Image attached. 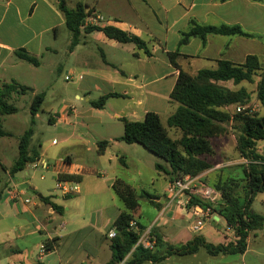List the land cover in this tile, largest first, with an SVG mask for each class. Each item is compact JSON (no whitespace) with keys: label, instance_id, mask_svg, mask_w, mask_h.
<instances>
[{"label":"crops","instance_id":"0c3cea01","mask_svg":"<svg viewBox=\"0 0 264 264\" xmlns=\"http://www.w3.org/2000/svg\"><path fill=\"white\" fill-rule=\"evenodd\" d=\"M66 2L69 9H74L80 4L92 11L86 18V26L99 28L112 26L141 38L147 42L151 56H147L144 50L138 49L133 43L123 44L109 39L102 31L86 33L83 29L79 44L71 49L73 37L66 27L64 14L59 9V0H0V83L7 81L13 70L19 67L21 62H25L16 56V51L24 49L39 60L38 66L25 62L29 64L31 72L39 70L43 61L50 57L51 74L61 69L71 73V76H65V80L66 77H69L68 80H72L73 77L76 79V98L79 102L87 104V107L81 105V110L78 105L70 106L69 114L75 118H83L87 124L97 121L105 127L103 135L92 134L86 137L79 134L75 145L64 147L60 151L58 146L52 145L51 142L42 148L41 144H34L32 138L31 148L39 153L37 162L49 165L47 170L42 168L41 170L46 171L50 179L56 182L55 187L60 182L59 175L76 177L77 181L65 182L76 185L78 191L63 197L76 198V203L79 204L89 196H100L103 186L107 187L108 192L106 203L86 213L74 214L67 218V214L64 213L71 211L73 207L66 208L60 205L59 198L52 192V188L45 192L35 184L27 190L24 188L25 178L20 174L22 171L11 173L19 156L18 143L10 162L0 155V167L5 176L4 182L0 183V264H107L111 260L112 239L108 238V233L114 230L113 225L121 212L126 211L125 204L117 196L113 186L122 178L121 168L127 167L126 160L134 158L139 146L119 140L124 135L122 119L143 122L148 112H154L160 116L162 122L165 118L167 125L169 117L177 109V105L171 102L170 95L179 75V70L170 61L169 53L178 52L180 56L177 63L180 69L192 76L203 69H216L220 60L244 64L248 56H257L264 69V0H66ZM191 21L201 25L239 26L252 37L209 35L205 43L200 38H192L188 44L180 46L181 33L189 29ZM65 30L71 35L66 48L70 62L58 63L56 58L58 37L60 33H65ZM96 51L100 54L101 61L95 58ZM257 78L256 89L260 80ZM10 79L20 81L15 77ZM243 83L238 86L232 81L220 84L232 90L242 87L247 89ZM31 89L35 95L39 94ZM43 93L46 100V92ZM113 93L120 96L110 97L106 106L114 99L121 100L120 103L107 115V120L101 116L97 117L95 114L98 112L102 115L106 106L104 109H95L90 102ZM252 98H256V93ZM259 106L261 107L260 104ZM230 109L231 107L227 111ZM54 113L49 120L50 123H58V118L64 120L68 118L65 114L61 113L58 116V112ZM228 130V133L221 137L235 135L237 141L233 118ZM5 132L10 134L9 137L12 136L11 132ZM101 141L109 142L104 153L99 154L96 149L98 156L96 160L88 159L87 152L90 147H98ZM51 148L54 149L52 152ZM74 148L75 151L71 150ZM213 148L214 156L207 159L213 168L202 173L204 177L208 176L210 181L211 174L221 167V163L214 161L219 149L214 145ZM220 149H223L222 146ZM236 152L238 158L243 159L238 149ZM257 152L264 156V141L258 143ZM94 161H97V164ZM33 164L27 165L24 169L26 176L29 175L27 168ZM227 164L225 166L230 167L233 163ZM40 177L41 180L45 178L43 175ZM166 180L168 185L170 183L168 177ZM41 187L45 189L43 185ZM166 189L167 187L164 188L162 196L150 195L152 200L148 202L153 213L147 224H142L138 220L144 213L140 204L141 194H138L139 208L132 212L136 221L146 227V231L154 229L162 235L165 246L157 250L159 253H164L167 246L181 247L204 231V225L200 231L194 230L195 219L187 209L168 202ZM15 191L20 192L17 199L11 196ZM29 191L35 194L38 201L30 196ZM111 191L115 197L111 195ZM47 198L59 206L60 210L56 211L48 204L45 200ZM26 199L30 202L25 203ZM76 208L79 210L81 207ZM77 209L75 210L78 212ZM205 221L214 225L221 222L226 224L216 214ZM59 225H64L62 229L64 231L59 230L56 233V227ZM258 231H264V227ZM251 234L243 254L211 256L201 248L195 254H175L162 262L144 264H190L192 260H197L202 251L210 257L221 259L237 256L235 262H238V256H241L242 260L246 259L250 251ZM200 237L215 245L236 240L234 232L227 224L222 237L208 238L206 231ZM209 239H214V242ZM47 241L53 243L52 250H48L44 257L40 258V246Z\"/></svg>","mask_w":264,"mask_h":264},{"label":"trees","instance_id":"16d2710c","mask_svg":"<svg viewBox=\"0 0 264 264\" xmlns=\"http://www.w3.org/2000/svg\"><path fill=\"white\" fill-rule=\"evenodd\" d=\"M59 9L64 14L66 27L72 33L71 49L79 44L83 29L86 33L102 31L109 39L123 44L133 43L138 49L144 50L147 56H151L147 42L135 35L112 26L104 28L86 26V18L92 11L85 6L79 4L76 8L69 9L66 0H59ZM209 35L252 37L239 26L201 25L191 21L189 29L181 33L180 46L188 44L192 38H200L205 43ZM16 56L34 66L39 65V60L24 49L16 51ZM179 56L178 52L169 53L170 61L179 70V75L170 95L171 102L177 105V109L169 117L167 126L154 112H148L143 122L123 118L124 135L119 140L127 144H138L163 159L168 167L156 165V169L164 172L172 182L186 176L200 175L213 168L212 163L207 160L215 154L212 139L226 135L233 118L240 157L250 163L239 166L241 174L239 178L233 175L217 182H207L221 194V200L217 205L204 204L196 198L191 204L201 203L210 207L234 232L236 240L215 245L198 236L181 247L167 246L164 253H159L157 250L165 244L162 235L152 229L151 237L155 241L156 249L146 250L142 246H136L146 231V227L137 222L132 214L139 208V196L130 185L118 179L113 189L125 204L126 211L121 212L113 225L116 236L110 243L112 258L107 264H121L124 261L125 264L158 263L175 254H195L201 248L211 256L243 254L247 249L251 232L264 227V216L252 210L257 194L264 192V156L257 152L258 143L264 141V69L257 56H248L244 64L220 60L216 69H203L192 76L180 69L177 63ZM255 77L260 79L256 99L263 113L251 115L249 111L244 110L232 115L227 109L232 106L249 105L252 95L244 87L232 90L220 83L232 81L235 86L243 82L254 84ZM29 91H32L30 87L16 81L0 85V137L10 136L3 130V117L18 112V108L10 101ZM118 96L120 95L117 93L101 96L90 104L95 109H104L110 97ZM44 100L45 93L35 95L32 100L31 125L19 139V156L12 167V174L23 171L27 165L39 160V153L31 148V142L34 135V118L42 110ZM173 130L181 133L179 139L170 136V131ZM108 145V141L99 142L98 153L103 154ZM77 180L70 175H59V181ZM141 198H146L150 202L152 200L150 195L144 193L141 194ZM45 200L56 211L60 210V207L50 202V199ZM132 222H136V227H131ZM52 244L50 241L45 242L47 250H52Z\"/></svg>","mask_w":264,"mask_h":264},{"label":"rangeland","instance_id":"374dc122","mask_svg":"<svg viewBox=\"0 0 264 264\" xmlns=\"http://www.w3.org/2000/svg\"><path fill=\"white\" fill-rule=\"evenodd\" d=\"M65 33H60L58 37V63L70 62L69 56H67V46L68 40L71 35H69V31L65 30ZM66 34V35H64ZM72 44V42H71ZM97 57L101 61V56L97 53ZM95 54V55H96ZM52 57V56H51ZM50 57L43 61V65L39 70L30 71L29 64L25 62H21L19 67L13 70V73L10 74V78L15 77L18 78L22 85L28 86L30 88H35L36 86L37 92L42 94L46 92V100L43 104L42 110L38 113L35 118L34 128V144H41L42 148H45L48 144L57 145L58 151L62 148L71 147L76 144V141L79 139V134H83L86 137H90L92 134L103 135L105 132V127L100 125L97 121H91L85 123L83 118H75L72 114H69L70 106H77L81 110V105L84 104L87 107L85 102H79L76 98L75 87L77 85L76 79L73 77L72 80H65V76L70 75L71 73H67L64 69L56 71L53 75L50 71ZM109 70V69H108ZM8 79L7 82L10 83L11 79ZM255 79H258L255 77ZM2 82V83H3ZM1 85V83H0ZM244 86H247V90L251 95L256 93V84H247L243 83ZM34 91V92H36ZM35 93L29 91L25 94L15 97L14 100L10 101L11 104H14L18 108V112L16 114L6 116L3 130L11 132L12 136L9 138H0V155L7 161L10 162L11 155L14 149L18 146L19 137L29 129L31 125V114L30 107L32 100L34 98ZM121 100L114 99L110 100L109 104L106 106L104 113L95 114L97 117L101 116L103 119L107 120V115L114 110V106L118 105ZM244 107H248L253 109L254 112L252 114H262V107L259 106V102L256 98H252L249 105ZM66 109V110H64ZM64 111V112H63ZM54 112H58L59 114L67 115V120L59 119L58 123H50L49 120L51 116H54ZM230 113H235L236 108L232 106L229 110ZM251 114V115H252ZM164 124L166 125V119H163ZM84 123V124H82ZM88 125V126H87ZM120 126V124H119ZM167 126V125H166ZM118 127V124H117ZM121 127H123L121 125ZM170 136L173 139H179L181 137V133L171 131ZM57 140L54 142V140ZM51 142V143H50ZM213 145L219 149L217 155L214 157V161L217 163H221V167L217 169L214 173L211 174V181L208 176L204 178V181L207 182H217L226 178L227 176H236L239 178L241 174L239 173V164L248 165V162L245 159L238 158V153L236 152L237 141L235 135H228L221 138L212 139ZM222 146L223 149H220ZM96 149L98 147L91 146L89 149L87 158L90 160H96L98 157L96 154ZM54 149H50L52 152ZM75 151L76 149H71ZM127 167L121 168L122 178L126 181L130 186H132L138 194H148L152 196H162L164 188L167 187V176L164 172H159L156 169V165H161L163 167H168V164L158 156L153 153L147 151L142 146H137V151L134 154V158L128 159ZM97 164V161H94ZM227 162H232V166L228 167ZM239 165V166H238ZM226 167V168H225ZM239 169V170H238ZM29 173L28 176L25 175L26 171H22L20 174L24 176L26 183L24 184V188L30 190L32 185H39L41 190L47 191L48 188H52V192L56 194L59 198V204L62 206H66V208L72 206L73 209L71 211H66L64 214H67V218L73 216L74 214L86 213L92 208H96L102 203H106L108 201V192L107 187H102L99 189L100 196H89L82 203H76V198L66 199L63 197L61 191L56 189V182L50 179V176L46 171L32 169V165L27 168ZM36 171V172H35ZM224 171V172H223ZM220 172V173H219ZM223 172V173H221ZM41 175L45 178L40 179ZM223 175L225 177H223ZM222 177V178H221ZM4 172L2 167H0V183L4 182ZM208 184V183H207ZM44 186L43 189L41 186ZM209 185V184H208ZM30 192V196L35 198V194ZM241 192V189H240ZM111 195L115 197L113 191L110 192ZM37 194V193H36ZM117 199V198H116ZM38 201V200H37ZM101 202V203H100ZM140 204L143 210L142 218H138L140 223L147 224L148 219L152 212V207L149 205V202L146 198H142L140 200ZM76 207H81L79 210ZM82 207H85L82 209ZM65 208V209H66ZM77 209L78 212L75 210ZM252 210L256 213L264 216V192L257 194L253 205ZM204 231L199 233L197 236H201L205 231L208 234V238L222 237L224 236L226 230V224L221 222L217 225H214L212 222L204 221ZM62 230V229H60ZM64 231V230H62ZM212 243L214 239H209ZM111 243V241H110ZM249 248L250 251L246 256V259H241L239 257V261L235 262V257L237 256H228V258H215L210 257L206 252L202 251L198 256L197 260H192L190 264H264V231H254L251 234L249 240ZM102 256V255H101ZM224 257V256H222ZM233 258V261H232ZM102 260V258H100ZM121 264H125V261Z\"/></svg>","mask_w":264,"mask_h":264},{"label":"built area","instance_id":"2783aa9c","mask_svg":"<svg viewBox=\"0 0 264 264\" xmlns=\"http://www.w3.org/2000/svg\"><path fill=\"white\" fill-rule=\"evenodd\" d=\"M69 77H66L68 80ZM244 110L249 111V114L254 112L253 109L248 107H238L236 109V113L242 112ZM247 161V160H246ZM248 164L250 163L247 161ZM33 169L36 170L38 168H42L43 170H47L49 165L45 162H37L32 165ZM204 176L202 174L197 176H186L183 179H178L170 182L167 185L166 189V197L170 204H177L181 208L187 209L188 213L192 218L195 219V231H200L204 225V221L212 218L214 215L212 209L210 207H206L201 203L191 204L193 199H198L204 204L209 205H217L221 200V194L219 191L209 186L206 181H204ZM57 189H59L63 196H70L78 191V187L76 185H71L68 182L60 181L57 184ZM12 198L17 199L20 196V192L15 191L11 193ZM25 203H29L28 199L24 200ZM136 222L131 223V227H136ZM64 225H59L56 227V233L63 229ZM58 229V230H57ZM116 236V230H111L108 233V238L113 239ZM136 246H142L146 250H152L155 247V241L151 237V231H144L141 235ZM47 248L45 243L40 246V258L44 257L47 253Z\"/></svg>","mask_w":264,"mask_h":264}]
</instances>
